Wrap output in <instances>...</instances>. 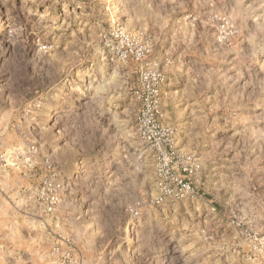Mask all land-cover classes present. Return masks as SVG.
Returning <instances> with one entry per match:
<instances>
[{
	"label": "rangeland",
	"instance_id": "1",
	"mask_svg": "<svg viewBox=\"0 0 264 264\" xmlns=\"http://www.w3.org/2000/svg\"><path fill=\"white\" fill-rule=\"evenodd\" d=\"M261 5L0 0V264H264ZM122 32L146 58H122ZM147 68L176 77L196 138L156 183L138 127ZM141 196L164 202L129 210Z\"/></svg>",
	"mask_w": 264,
	"mask_h": 264
},
{
	"label": "built area",
	"instance_id": "2",
	"mask_svg": "<svg viewBox=\"0 0 264 264\" xmlns=\"http://www.w3.org/2000/svg\"><path fill=\"white\" fill-rule=\"evenodd\" d=\"M125 36L127 48L122 51V58L129 55L135 56L136 59L146 58L149 54V48L146 46L135 47L134 41L122 32ZM165 76L155 68H147L141 76V89L137 91L139 98L143 101V107L138 116V127L141 139L147 145L157 152L159 163L164 169L163 180L174 177V169L177 166L175 158L177 150L174 139V129L161 122L163 115L161 110L162 85ZM159 142V147H154ZM167 157V163H165ZM195 155L187 156V163L194 159ZM183 170H190L188 165L183 166ZM184 186L183 179H177ZM188 187V186H187Z\"/></svg>",
	"mask_w": 264,
	"mask_h": 264
},
{
	"label": "crops",
	"instance_id": "3",
	"mask_svg": "<svg viewBox=\"0 0 264 264\" xmlns=\"http://www.w3.org/2000/svg\"><path fill=\"white\" fill-rule=\"evenodd\" d=\"M166 73H167V78L162 85L163 95L160 106H161V110L164 113V121L169 125L172 123L176 124L174 125L175 127L174 138L176 141L175 144L177 148L181 151V153H185L191 150L193 140L196 141V138L193 139L192 133L189 130H187V128L183 124L184 118L183 115L181 114L183 111H182V107L179 106L181 105L182 100L177 99L178 92L181 91L183 87L177 84L178 80L176 79V77L172 76V74L169 71ZM192 103H194V100L190 99L183 104L186 107V108L184 107L185 109L184 113L188 111L189 114L190 110L187 109V107ZM189 116L191 117V115ZM199 153L201 157L204 154L202 150H200Z\"/></svg>",
	"mask_w": 264,
	"mask_h": 264
},
{
	"label": "clouds",
	"instance_id": "4",
	"mask_svg": "<svg viewBox=\"0 0 264 264\" xmlns=\"http://www.w3.org/2000/svg\"><path fill=\"white\" fill-rule=\"evenodd\" d=\"M261 7H264V5H261ZM67 84L69 86V90L72 92H80V85L79 81L75 79H71L67 81ZM60 91L59 88L55 90H50V96L55 97L57 93ZM87 92V89L85 88L84 92H80L81 96L85 95ZM94 111V110H93ZM91 115V113H89ZM103 116L102 112H95V115L93 116V119H96L97 121ZM154 147H159V142ZM156 160H159V156L155 158ZM165 163H167V157H165ZM144 170V182L147 183H156V181L160 180L162 182V177L164 174V169L159 163H153V165H144L142 166ZM163 198H158L152 202V204H148L146 201L143 200L142 196L138 199H136L134 202L129 204V210H137L143 209V210H151L154 211V206L157 204H162ZM160 231L162 229L153 230L151 233L152 236V242L155 247H159L163 243V238L159 235Z\"/></svg>",
	"mask_w": 264,
	"mask_h": 264
}]
</instances>
